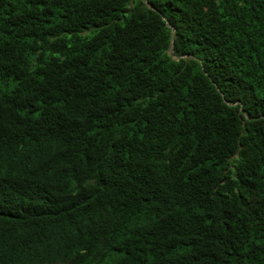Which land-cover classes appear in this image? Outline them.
I'll return each mask as SVG.
<instances>
[{
    "label": "trees",
    "instance_id": "1",
    "mask_svg": "<svg viewBox=\"0 0 264 264\" xmlns=\"http://www.w3.org/2000/svg\"><path fill=\"white\" fill-rule=\"evenodd\" d=\"M0 264H264V0H0Z\"/></svg>",
    "mask_w": 264,
    "mask_h": 264
},
{
    "label": "water",
    "instance_id": "2",
    "mask_svg": "<svg viewBox=\"0 0 264 264\" xmlns=\"http://www.w3.org/2000/svg\"><path fill=\"white\" fill-rule=\"evenodd\" d=\"M168 27H169V25H167ZM171 29V37L173 36V32H174V30H173V28H170ZM169 52V55H171L172 57H173V50H172V39H171V42H170V47H169V50H168Z\"/></svg>",
    "mask_w": 264,
    "mask_h": 264
}]
</instances>
